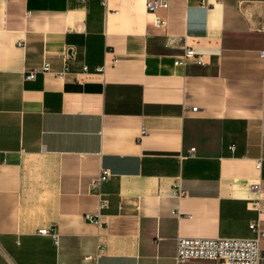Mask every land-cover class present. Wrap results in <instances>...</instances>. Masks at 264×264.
Masks as SVG:
<instances>
[{
	"label": "crops",
	"instance_id": "1",
	"mask_svg": "<svg viewBox=\"0 0 264 264\" xmlns=\"http://www.w3.org/2000/svg\"><path fill=\"white\" fill-rule=\"evenodd\" d=\"M263 155L264 0H0V264H216L177 240L264 227Z\"/></svg>",
	"mask_w": 264,
	"mask_h": 264
},
{
	"label": "built area",
	"instance_id": "2",
	"mask_svg": "<svg viewBox=\"0 0 264 264\" xmlns=\"http://www.w3.org/2000/svg\"><path fill=\"white\" fill-rule=\"evenodd\" d=\"M168 6V0H146L147 10L155 14L159 9L166 8ZM156 23H161L160 19H156ZM181 54L175 61L177 66H188L192 62L206 66L208 64L206 55L199 54L194 48L183 44L180 46ZM113 64L117 63V59L112 61ZM87 71L88 68L84 67ZM48 71V68H44L43 72ZM99 73H105L106 64L97 68ZM41 73L38 70L32 71L26 76L27 81H34L37 75ZM193 111H197V108H193ZM146 130H141V135L144 136ZM233 149V147H232ZM195 149L191 150L194 153ZM264 161V155L257 162V167L260 168ZM109 174L104 172L101 176L93 179L91 184V193L96 195L99 199L97 213L94 216H88V221L100 224L102 212L109 206V200L103 193L102 187L107 182ZM174 196L181 200L189 196L188 192L184 191L180 181H177L173 187ZM252 190L255 193L261 194V185L253 184ZM261 199H257L251 204L253 208L258 212H263L260 208ZM175 214L181 216L180 211H176ZM254 236L250 238H217V239H203V238H183L180 237L177 240V253L176 261L178 263H184L188 260H212L216 264H261L262 261V242L264 241V227L260 221L253 222L250 226ZM41 234H47L46 229L40 231ZM55 233V232H54ZM56 234V233H55ZM8 264H16L14 261H10Z\"/></svg>",
	"mask_w": 264,
	"mask_h": 264
}]
</instances>
